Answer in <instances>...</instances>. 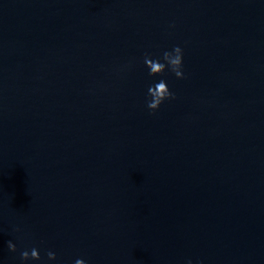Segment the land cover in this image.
I'll return each mask as SVG.
<instances>
[{
	"label": "water",
	"instance_id": "water-1",
	"mask_svg": "<svg viewBox=\"0 0 264 264\" xmlns=\"http://www.w3.org/2000/svg\"><path fill=\"white\" fill-rule=\"evenodd\" d=\"M77 259L264 264V0H0V264Z\"/></svg>",
	"mask_w": 264,
	"mask_h": 264
},
{
	"label": "clouds",
	"instance_id": "clouds-1",
	"mask_svg": "<svg viewBox=\"0 0 264 264\" xmlns=\"http://www.w3.org/2000/svg\"><path fill=\"white\" fill-rule=\"evenodd\" d=\"M162 60L163 62H160V60L150 59L147 54L144 56V64L149 69V76L161 75L165 72L167 67V69L172 72L176 78H184L182 71V49L179 46H175L171 52H163ZM147 94L149 97H151V99L146 102V106L150 112H155V110L159 108L164 100L175 98L174 94L169 91V88L163 79H161L158 83L149 86ZM7 247L10 252L16 251V247L11 241H8ZM46 255L48 260H54L56 258L55 253L51 251H48ZM20 259L21 261H26L29 259L39 260L40 255L38 250L33 248L31 249L30 253L27 250L21 251ZM74 264H85V262L82 259H77ZM187 264H191V261L189 260Z\"/></svg>",
	"mask_w": 264,
	"mask_h": 264
}]
</instances>
